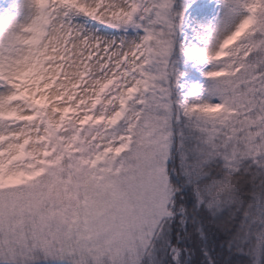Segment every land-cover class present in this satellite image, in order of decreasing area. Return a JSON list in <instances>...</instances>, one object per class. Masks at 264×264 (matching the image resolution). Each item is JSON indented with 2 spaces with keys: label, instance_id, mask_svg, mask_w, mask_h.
<instances>
[{
  "label": "snow or ice",
  "instance_id": "6c2138e0",
  "mask_svg": "<svg viewBox=\"0 0 264 264\" xmlns=\"http://www.w3.org/2000/svg\"><path fill=\"white\" fill-rule=\"evenodd\" d=\"M0 264H264V0H0Z\"/></svg>",
  "mask_w": 264,
  "mask_h": 264
}]
</instances>
